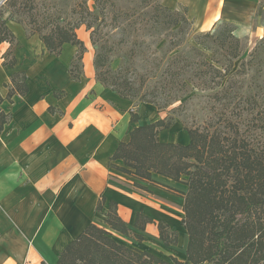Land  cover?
<instances>
[{"label": "crops", "instance_id": "1", "mask_svg": "<svg viewBox=\"0 0 264 264\" xmlns=\"http://www.w3.org/2000/svg\"><path fill=\"white\" fill-rule=\"evenodd\" d=\"M233 1L165 3L172 9L183 6L192 26L208 31L222 20L225 8ZM9 14L5 10L2 18L16 39V62L12 68L2 64L10 44L0 43V109L11 114L0 132V264H55L64 246L89 223L107 229L122 244L157 256L161 248L170 249L174 253L169 250V258L184 261L187 234L181 223L183 197L167 188L178 183L159 175L153 176L156 182H144L109 165L117 144L128 140L132 126L164 115L151 104L135 105L98 82L88 51L83 57L84 74L71 79L69 67L76 47L65 43L58 55L51 54L37 34H27L25 25L9 19ZM15 71L26 73L28 91L23 96L14 94L9 102L5 84ZM134 110L139 118L129 123ZM158 137L164 142L189 140L178 123L160 131ZM114 163L120 165L121 161ZM135 182L147 189L135 186ZM179 189L183 191L185 185ZM100 197L105 202L102 211H96ZM109 201L117 204L118 215L132 233L144 240L111 230L104 223ZM137 212L153 220L143 230L134 226ZM158 221L177 231L176 244L164 246Z\"/></svg>", "mask_w": 264, "mask_h": 264}, {"label": "trees", "instance_id": "2", "mask_svg": "<svg viewBox=\"0 0 264 264\" xmlns=\"http://www.w3.org/2000/svg\"><path fill=\"white\" fill-rule=\"evenodd\" d=\"M86 1H80L79 12L73 10L79 16L71 22L66 18L59 22L60 15L47 10L42 17L45 22L36 24L34 14L29 12L33 7L27 5L30 0H7L6 8L10 10L9 19L34 25L28 34H37L47 52L58 55L63 44L68 43L77 46L75 57L80 60L85 46L76 30L85 26L86 30H90L92 45L96 46L95 34L99 28L98 25L94 27V23L99 17L104 18L108 0H94L97 11H92ZM25 11L29 14L27 23L17 17ZM184 14L179 16L177 12H169L168 27L178 26L182 31V25H190ZM2 15L3 10H0V43L10 44L2 56V64L12 68L16 62L13 55L16 39ZM233 30L228 23H222L217 31H207L195 37L196 45L207 51L203 53L201 48L191 47L193 53L203 56L204 70L198 77L201 85L218 87L232 61L240 56L239 39L234 36ZM74 58L69 67L73 80L81 76V72L76 70ZM106 61L101 52L95 53L96 80L122 98L134 100L140 88L126 76L103 70ZM26 81L24 71L13 72L5 84L8 89L5 98L11 102L14 94L25 95L28 91ZM55 95L60 96L59 92ZM2 100L0 97V103ZM140 100L155 105L142 97ZM138 118L136 110L130 111L129 123L136 122ZM10 119V112L0 109V132ZM174 122L173 117L165 116L132 126L128 131V140L117 144L109 165L144 182H156L153 176L159 175L186 186L182 192L181 220L187 234L185 260L171 257L173 263L167 262L151 252L118 242L107 229L89 223L64 246L55 264H264V141L247 133V129L242 130L236 120L230 119L223 124L216 121L202 127L185 126L189 137L187 143L161 141L159 132L168 130ZM117 160L121 161L120 165L114 163ZM134 185L147 189L138 182ZM104 202V197H100L95 210L102 211ZM104 215V223L111 230L133 235L139 241L145 239L132 233L118 215L114 201H109ZM151 222L153 220L142 212L136 213V228L143 230ZM157 228L165 247L177 243L176 230L170 229L164 221H158Z\"/></svg>", "mask_w": 264, "mask_h": 264}, {"label": "rangeland", "instance_id": "3", "mask_svg": "<svg viewBox=\"0 0 264 264\" xmlns=\"http://www.w3.org/2000/svg\"><path fill=\"white\" fill-rule=\"evenodd\" d=\"M80 1L30 0L27 5L33 7L29 12L34 14L36 24L45 22L42 17L47 10L60 15L59 22H63V18L71 22L79 16L73 10L79 12ZM165 1L108 0L104 18L99 17L94 23V27L98 25L99 28L95 34L96 46L91 43L90 30L85 26L76 30L78 38L86 42L85 45L82 40L85 50L80 60L75 57L78 52L75 46L76 70L84 74L83 57L88 51L95 75L93 61L99 51L107 58L103 70L126 76L140 88L139 95L133 100L135 105L143 103L141 97L154 102L155 105L148 104L163 117H173L174 124L178 123L183 130L185 126L202 127L209 122L223 124L226 119L236 120L242 130L247 129V133L264 141V0H234L225 8L222 20L208 30L213 33L222 23H228L234 28L233 34L239 39L241 48L240 56L232 61L220 85L215 88L200 84L198 77L204 70L203 56L191 51L192 46L201 48L196 45L195 37L207 31L195 29L192 23L182 25V31L178 26L169 28V12H177L180 16L185 9L183 6L172 9ZM86 4L92 11H97L94 0H87ZM0 10H9L6 2ZM17 17L26 23L29 21L26 11ZM24 25L27 34L34 26L30 23ZM183 78H186L185 84ZM157 183L166 187L159 181ZM177 183L176 187L167 188L181 195L186 186L181 191L179 186L183 184ZM169 250L161 248L158 256L173 263Z\"/></svg>", "mask_w": 264, "mask_h": 264}, {"label": "built area", "instance_id": "4", "mask_svg": "<svg viewBox=\"0 0 264 264\" xmlns=\"http://www.w3.org/2000/svg\"><path fill=\"white\" fill-rule=\"evenodd\" d=\"M7 0H0V7L6 2Z\"/></svg>", "mask_w": 264, "mask_h": 264}]
</instances>
